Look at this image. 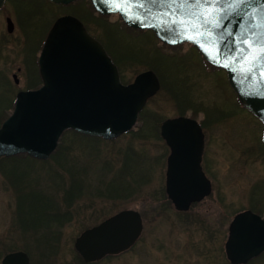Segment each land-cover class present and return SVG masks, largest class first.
<instances>
[{
  "label": "rangeland",
  "instance_id": "1",
  "mask_svg": "<svg viewBox=\"0 0 264 264\" xmlns=\"http://www.w3.org/2000/svg\"><path fill=\"white\" fill-rule=\"evenodd\" d=\"M36 1L38 4H35ZM40 2L45 4L42 6ZM83 3L85 4L84 1ZM84 4L70 10L77 11L90 21V34L105 45L111 57L120 59L123 56L126 59L125 56L131 49L135 52L140 49L149 51V54L144 55L147 58L144 61L131 63L126 59L127 61L120 62L119 67L125 82L132 81L138 73L147 71L148 67L155 69L157 73L153 72L160 83L163 82L164 88L145 107L144 112L146 111L150 121L153 119L152 115L172 118L184 108H187L188 115L202 120L203 113H198L202 109L210 112L214 111V103L225 105L222 107L226 112L224 115L220 108L217 110L218 118L214 115L210 118L214 122L209 120L208 123L207 119L204 122L208 126V157L213 159L212 170L221 181L222 199H218L216 205L217 197H210L192 205L186 213L180 215H175V210L162 205L159 201L161 195L158 193L161 190V172L151 165L159 151L157 131L155 132L153 123L158 118L147 125L142 116L133 131L114 141H91L78 137H73L71 142L64 140L65 159L77 162L72 171L78 178L75 181V196L70 191L71 176L63 171L64 165L60 166L53 159L48 164L31 158L24 161L0 160V264L2 257L13 251L25 252L30 257V264H79L73 244L80 233L126 209L141 214L144 234L131 252L113 258L110 264H228L225 256L223 261L217 258V251L220 245L224 247L229 223L239 210L235 200L239 186L248 188L257 180L251 178L256 172L260 173L257 175L258 179L263 176L264 167H255L258 161L264 159L262 126L238 104L228 85L226 73L211 68L204 69L200 56L189 49L188 45L175 50L168 49L151 32H133L129 35L117 27L120 24L117 16H109L106 21L94 20ZM59 8L46 1L35 0L30 6L20 10V17L27 21V27L21 26L18 16H14L16 26L12 34L5 30V13L0 15V37L7 40L0 48V118L5 116L15 92L26 89L23 76L25 73V80L33 69L32 53L37 50L39 53V42L48 29L49 20L56 14H65L66 10ZM25 29L26 32L23 33ZM108 38L119 47L109 43ZM187 51L186 60L193 67L183 61L179 71H175L174 64L168 65L157 57L164 53L177 57L176 55ZM19 67L23 69V74L17 72ZM200 71L204 73L202 76ZM12 74H17L19 85L14 86ZM185 74L188 82L192 83L189 95L181 80ZM171 81L177 91L186 94L187 98L185 95L178 99L173 96L170 92L172 89L169 88ZM195 112L198 113L197 116L193 115ZM246 160L248 163L244 164ZM70 164L68 162L67 167ZM9 171L16 176H8ZM58 173L62 177L60 180L54 178ZM20 195L27 199L34 196L48 198L60 210L69 209L68 222L58 231L59 236L56 235L53 239L56 241L58 238V241H45L40 237L42 230L37 233L28 227L26 220L18 218L17 197ZM258 195L263 197L261 193ZM220 206L224 218L222 234L218 232V222L222 215L217 213ZM177 223L181 226L176 225ZM50 243L51 250L48 249Z\"/></svg>",
  "mask_w": 264,
  "mask_h": 264
},
{
  "label": "water",
  "instance_id": "2",
  "mask_svg": "<svg viewBox=\"0 0 264 264\" xmlns=\"http://www.w3.org/2000/svg\"><path fill=\"white\" fill-rule=\"evenodd\" d=\"M69 5L77 0H48ZM5 0H0V9ZM103 16L117 15L130 29L151 31L166 46H193L205 62L225 71L228 85L241 105L264 127V0H90ZM12 30L9 22V31ZM42 85L16 95L11 114L0 126V158L26 154L48 160L61 135L68 130L105 141L119 138L136 124L148 99L160 89L152 71L138 74L123 85L116 65L103 46L77 18L59 17L50 28L38 57ZM191 142L199 151L202 135L188 118L168 119L161 134L172 144ZM262 141L264 145V128ZM169 159V166L172 163ZM169 199L177 210L208 195ZM261 220L250 212L236 215L229 224L225 255L230 264H245L255 256L260 239L248 238L249 223ZM142 223L133 210L121 211L84 231L74 248L86 262L127 250L140 237ZM1 264H29L23 251L5 255Z\"/></svg>",
  "mask_w": 264,
  "mask_h": 264
},
{
  "label": "flooded vegetation",
  "instance_id": "3",
  "mask_svg": "<svg viewBox=\"0 0 264 264\" xmlns=\"http://www.w3.org/2000/svg\"><path fill=\"white\" fill-rule=\"evenodd\" d=\"M34 1L35 0H6L4 2L3 6L0 9V15L2 13H5L4 14L5 30L8 34H12L14 29H15L16 21L14 20V16H18V19H19L18 21L21 23V26L25 27V25H26V27H27V21L20 17V10H22V8H24V7L26 8V7L30 6V4L34 3ZM42 2H43V0H42ZM35 4H38V1H36ZM40 4L43 6L45 3L43 4L40 2ZM9 22L11 23V26H12L11 31H9ZM48 31L49 30L47 29L45 32V34H46L45 37L41 39V42H39V44H40V46L38 48L39 53L41 51V48H42L43 43L45 41V38L48 34ZM25 32H26V29L23 30V33H25ZM5 41H7V40L0 37V48L2 45H4L6 43ZM21 43H24V42H21ZM170 48H175V47H170ZM188 48L193 49L195 51V53L197 52V50L191 46H189ZM39 53H38V50L32 53V55H33L32 56L33 69L26 75L25 80H24L25 73L23 76V85L28 86L29 84H36L38 86L35 89H37L42 84V80H41L40 73H39V66H38ZM34 54H35V56H34ZM187 54H188V51L186 53H182L179 56L176 55L177 56L175 58L176 62H177L176 70L178 69V71H179L182 69L180 67V65H182L181 63L183 61H186L188 64H190L191 67H193L192 63L190 61L186 60ZM198 55L201 58L202 67L204 69L205 68L206 69L207 68L214 69L202 59V57L199 53H198ZM17 72H21V74H23V69L19 67L17 69ZM200 73H201V71H200ZM202 74H204V73H201V76H202ZM11 79H12L14 86L19 85L20 81L17 77V74H12ZM181 80L184 83V87H185L184 89L186 90L187 95H189V92L192 90V83L190 81L188 82V78H187L186 74L184 75V78H181ZM131 82H128L126 84H129ZM0 83H1V74H0ZM160 88H161V86H160ZM35 89L23 88V89H20L19 91L15 92L14 102H15L16 95L19 92L35 90ZM179 92L177 91L176 86L174 84L173 96L178 99V98L184 97V95H185V97L187 98L186 94H181L182 92H180V93ZM10 94H12V92ZM237 102L241 106L238 99H237ZM183 103H185V101ZM13 106H14V104H13ZM214 106H215L214 111H210L211 113L205 109H202V110L207 112V113H204L203 111L198 112V113H203L204 119H202V120H199L196 117L188 115V112H187L188 110H186L187 108L186 109L184 108L183 110H179L178 114L172 118H158L155 115H152L153 119H151V121H150L149 116L146 115V111L144 112L145 109L142 112H140V114L138 115L137 122H139V119H141V117L144 116L145 117V123L147 125L152 123L155 118H158L153 123H154V127H155V132L157 131L156 132V135H157L156 139L158 142L157 147L159 148V151L156 153V156L153 159V162L151 163V165L156 166L157 169H159L161 172V190L158 192L161 195V198L159 201L162 202V205H166L168 208L175 210V212H176L175 215H180V214L186 213L192 205L198 204L204 200L209 199L210 197H217L216 198V205H218V199H220V200L222 199V195H221L222 184H221V181L218 179L217 175L212 170V166L214 163L213 159H209V157H208V155H209L208 126H206L204 124L205 119H207V121L209 123V120L211 117H213V115L216 116V119L218 118L217 117V110L218 109L221 108L220 111L223 112V115H224V113H226L225 110L222 109V107L225 105H217L216 103H214ZM143 112H144V115H143ZM147 113H148V111H147ZM198 113L195 112V114H193V113L192 114L197 116ZM5 114H7V113H5ZM176 118H188V119L196 122V124L199 126L200 131H201V135H202V138H201L202 144H201L199 151L191 150L192 145H193L191 142L187 143V146H188V150H187L184 142H178L176 140V134H174V133L172 134L173 142L171 145L168 144L164 140V138L162 137V134H161V126H162L163 122L168 120V119H176ZM255 119H257V118H255ZM210 121L214 122V120H210ZM257 121H259V120L257 119ZM213 122H210V123H213ZM259 123L262 126L260 121H259ZM146 124L144 126H146ZM135 128H136V125L132 130H134ZM262 130H263V126H262ZM129 133H127V134H129ZM239 155H240V153H239ZM262 155H263L262 158H264V148L262 149ZM170 158H172L173 161L169 166L168 161ZM247 163H248L247 160L244 161V164H247ZM258 165H260L261 167H264V159L261 161H258V164H256L255 167H257ZM169 170H170L169 178H170L171 186L173 189L172 192L175 196H181V197L201 196L202 193H200V192L204 191L205 186H208L210 188L208 195L203 196L201 198V200H199V201H195V202L190 203L188 209L185 211L177 210L176 207L174 206L173 202L169 199V195L167 192V178H168V171ZM143 171H144V167H143ZM258 174H260V173L256 172V175L251 177V178H254L257 180H254V182L252 184H250V186L248 188L239 186V191H238V194H236V199H235L239 210L236 211L233 218L236 215L241 214L243 212H250L251 214L257 216L261 220L260 224H261L263 229H257L259 227V224L251 222L249 224H246L250 228L247 235H248V238L251 240L260 239L261 245H264V171H263V176L259 179L257 178ZM260 193L263 195V197H260L258 195ZM221 208H222L221 206L218 207V212H217L218 214L222 213ZM126 210H130V209H126ZM136 212L139 214L140 219H141L142 232H141L140 237L137 239V241L132 246H130L127 250L121 252L120 254H117V255L107 254L104 257H102L101 259L91 261V262H86L82 258V256H80V254L74 248L75 252L77 253V255L79 257V264H101V263L110 264V262L113 258L124 256V255L128 254L129 252H131L136 247V245L139 243V241L141 240V238L144 234L143 218L138 211H136ZM111 216H113V215H111ZM111 216H109L108 218H110ZM108 218H106V219H108ZM106 219H104L103 221H105ZM220 219H221L220 222H218V232H219V234H222L223 230H224V223L222 221L224 219L223 213H222V215H220ZM103 221L99 222L95 226L99 225ZM179 223L182 224L184 222L179 221ZM181 224L177 223L176 225L181 226ZM95 226L87 228L84 231L91 229ZM82 233H80V235ZM58 236H59V234H58ZM211 237H213L212 234H211ZM76 239H75V241H76ZM56 241H58V238L56 239ZM56 241H53V242H56ZM75 241H74V244H75ZM222 242H221V244H222ZM74 244H73V247H74ZM224 256L226 258L225 243H224V247L222 248V245H220V247L218 248V251H217V258L218 259L220 258L219 260L223 261L222 258H224ZM263 262H264V246L262 248H260L258 250L257 254L255 256H253L252 258H250L245 264H255V263H263ZM29 264H30V257H29ZM228 264H230L229 261H228Z\"/></svg>",
  "mask_w": 264,
  "mask_h": 264
},
{
  "label": "trees",
  "instance_id": "4",
  "mask_svg": "<svg viewBox=\"0 0 264 264\" xmlns=\"http://www.w3.org/2000/svg\"><path fill=\"white\" fill-rule=\"evenodd\" d=\"M43 1H46V3L50 4L47 0H43ZM83 1L85 2V4L83 3ZM80 4L81 5L84 4L87 7V11L90 12L91 17L94 20H102V21L108 20L109 16L99 15L93 10L89 0H78L77 2H75V3L71 4V5L59 6V7L62 8L63 10L64 9L66 10L65 14L72 15V16L76 17L77 19H79L84 24V26L86 27L87 31L89 32L90 31V26H89L90 21L87 18H85L83 15L79 14L77 11L70 10L74 6H79ZM65 14H60L59 13V14H56L53 19H50L49 22H48V29L51 27L52 23L54 22V20L57 17H59L61 15H65ZM119 23L120 24H119V26L117 25V27L121 28V30L125 31V33H128L129 35L132 34L133 32H135V33H144L145 32V31H138V30L135 31V30H132V29L126 27L122 23V21H120V19H119ZM45 35L46 34H44V37H45ZM103 42H104V40H103ZM108 42L114 44V41L112 39H110V38H108ZM100 43L104 46L107 54L111 57V55L108 53V50L106 49L105 45L101 41H100ZM115 46L119 47L118 45H115ZM178 47L180 48L182 46H178ZM178 47L170 48V47L164 46V48L174 49V50L176 48H178ZM145 54H149V51L140 49L139 51L135 52L134 49H131L130 53L126 54L125 58L131 63H138V62H141V61H144L145 59H147L146 57H144ZM146 56H148V55H146ZM157 57L159 58L160 61H162V62H164V63H166L168 65L169 64L171 66L175 65L174 69L176 71L177 62H176V59H175L176 57L174 56V54L167 55L166 53H164L163 56H161V54L160 55L158 54ZM111 59H112L113 63L119 69L122 83H128L129 81H127V82L124 81V79L122 77V74H121V71H120V67H119L120 62H123L124 60L127 61V60L124 59L123 56H120V59H116V58H113V57H111ZM173 62H175L176 64L173 63ZM148 70L156 72V70L153 69V68H149L148 67ZM164 76H165V74H164ZM161 81H163V80L161 79ZM171 82L172 83H169V88L172 89L170 92L173 93L174 84H173V81H171ZM37 86L38 85H36V84H29L28 86H26V89H35ZM163 88H164V84H163V82H161V89H163ZM13 104H14V99L9 101V104H8V106L6 108V113L12 111ZM7 117L8 116H6V114H5V116L0 118V125L2 124V122ZM73 137H78V138L91 140V141L102 140V139L79 135V134H77V133H75L73 131H66V132H64L62 134V136H61V138L59 140L60 142L58 144V147H57L56 151L52 154V156L49 159V160L53 159L60 166H61V164L64 165L63 171L65 173H67V176H71L72 177V178L70 177L71 183H72V185L70 187V191H71V194L73 196H75V192L77 190V185H76L75 181H77L78 178L74 174L75 172L73 173L72 171H73V166L75 167L77 162H74V159L71 160V161H68V160L65 159V157H64V155H65L64 150L65 149H64V146H63L64 140H68L69 142H71L72 140H74ZM126 154H128V153L126 152ZM28 158H30V157L27 156V155H18V156H14V157H10V158H0V160L1 161H5V160H13V161H16V160H18V161L21 160L22 161L23 160L24 161V160H27ZM49 160L48 161H40V162L43 163V164H48ZM36 161H39V160H36ZM68 162L71 163L70 167H67V163ZM8 176L15 177L16 174H14L11 171H9L8 172ZM54 178L57 179V180H60L59 178H62V177H60L59 173H58V174H56L54 176ZM68 193H70V192H68ZM69 212H70L69 209L68 210H60L59 207H57L55 204H53V202H51V200L48 199V198L47 199H42L39 196H34V197H29V199H27V198H24L23 195H20L19 197H17V215H18V218H20V219H22L24 221L26 220V222L29 225L28 227L32 228L33 231H37V233H39L42 230L43 234L40 237L42 239H44L45 241H49V242L53 241V239L56 237V235L58 236V234H59L58 231L64 226L65 223L68 222L67 221L68 220L67 216L69 215ZM37 233H36V235H37ZM48 249H50V250L52 249L51 243L49 244Z\"/></svg>",
  "mask_w": 264,
  "mask_h": 264
},
{
  "label": "snow or ice",
  "instance_id": "5",
  "mask_svg": "<svg viewBox=\"0 0 264 264\" xmlns=\"http://www.w3.org/2000/svg\"><path fill=\"white\" fill-rule=\"evenodd\" d=\"M262 51H264V50H262Z\"/></svg>",
  "mask_w": 264,
  "mask_h": 264
}]
</instances>
